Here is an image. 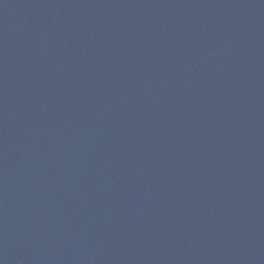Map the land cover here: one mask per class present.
Wrapping results in <instances>:
<instances>
[{
    "label": "water",
    "instance_id": "1",
    "mask_svg": "<svg viewBox=\"0 0 264 264\" xmlns=\"http://www.w3.org/2000/svg\"><path fill=\"white\" fill-rule=\"evenodd\" d=\"M0 264H264V0H0Z\"/></svg>",
    "mask_w": 264,
    "mask_h": 264
}]
</instances>
